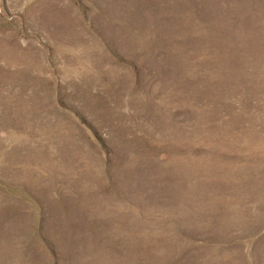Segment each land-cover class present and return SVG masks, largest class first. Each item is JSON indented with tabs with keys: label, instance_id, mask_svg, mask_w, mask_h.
<instances>
[{
	"label": "rangeland",
	"instance_id": "374dc122",
	"mask_svg": "<svg viewBox=\"0 0 264 264\" xmlns=\"http://www.w3.org/2000/svg\"><path fill=\"white\" fill-rule=\"evenodd\" d=\"M0 264H264V0H0Z\"/></svg>",
	"mask_w": 264,
	"mask_h": 264
}]
</instances>
